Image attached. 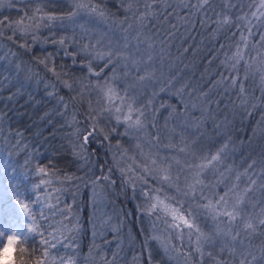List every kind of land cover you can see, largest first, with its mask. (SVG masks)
Instances as JSON below:
<instances>
[{"label": "trees", "instance_id": "1", "mask_svg": "<svg viewBox=\"0 0 264 264\" xmlns=\"http://www.w3.org/2000/svg\"><path fill=\"white\" fill-rule=\"evenodd\" d=\"M93 2L106 13V20L100 21L98 25L99 28L100 25L103 26L101 28L107 32L105 35H113L117 39L127 26L131 31L129 35L138 37L134 38V43L143 45V57H151L147 64L150 73L156 75L164 72L157 88H147L141 92L148 90L144 94L145 100H142L137 91L129 89L123 76L125 69L122 61L113 58V63L108 64L107 57L99 59L94 53L81 51L83 45L89 43L95 45L96 52H105L104 48L94 42L97 30L92 32L91 37L82 40L77 35L79 44L67 40L61 45L58 41L72 33L65 32L58 23L42 26L28 35H14L9 27L22 18L33 16L37 8H41L44 13L63 15L71 10V0H0V32L4 33L0 37V183L6 191V194L0 195V231L7 235L5 226L12 228L8 223V213L4 210L13 209L17 192L24 203L32 205L38 218L41 205L32 204V201L39 195L51 205L44 207L47 219L40 221L49 232L61 223L67 224L69 228L76 226L71 232L64 230L63 236L57 233L61 242L51 250L55 256L63 257L65 261L71 258L72 264H87L83 259L88 256L93 242L90 227V200L94 187L92 180L109 176V181L100 180L96 185L103 187L108 197L115 196L117 204L120 207L122 205L125 210L123 214L127 216L135 213V201L127 186L129 182L125 183L124 177L117 174L105 145L93 141L84 144L86 160L74 154L73 143L76 141V151H80L79 143H82L80 140L84 137L82 134L92 130L90 120L84 116L80 103L71 99L75 97L74 83H94L111 77L115 71L118 88L125 93L124 89L127 87L128 96H139L136 105L147 110V116L153 117L156 128L164 118L191 119L194 122L193 129L190 133L185 131L184 140L195 141L209 152L227 144L222 154L225 163L233 169L243 171L255 160L259 170V162L264 160V82L261 80L264 75L261 64L264 42H260V33H264V27H254V35L249 37L250 47L258 45L257 62L252 73L243 80V61L235 69L222 63L237 50L240 31L235 27L228 31H214L215 13L227 11L223 8L225 0H212L208 8L198 13L184 6L195 4L197 0ZM227 2L237 5L232 10L233 16L242 14L239 7L241 0ZM249 2L251 0H244L243 11L248 10L246 4ZM245 34L247 35L246 32ZM9 36L12 37L11 40L8 39ZM106 64L108 67H105ZM89 67L92 72H89ZM50 68H55L60 74L59 79L49 71ZM144 69L139 67L137 74ZM225 77H234L239 83L234 88L231 87V79L224 80L223 84L219 83ZM61 80L73 83V90L64 87ZM53 84L55 95L49 96L48 93L53 91ZM241 84L245 89L243 97L240 95ZM61 96L69 104L67 109H64L63 104L57 103ZM242 98L248 101L246 105L241 104ZM73 113L77 123L70 127ZM77 127L81 129L79 140L71 135ZM165 143L169 145L168 142ZM172 145L177 148V144ZM26 160L29 161L27 165ZM37 165L47 167L53 173L52 184L41 186L33 192L32 186L41 179L36 174ZM45 187L51 193L50 196L45 193ZM215 191L223 193L224 189L218 187ZM132 227H136L135 221ZM6 240L5 236L4 242ZM262 241L264 236L253 238V243L257 246ZM27 244L38 248L39 237L33 239L29 236ZM13 247L14 250L7 259L8 264H13L18 255L16 246ZM2 248L3 243H0V251ZM193 254L195 256H192L190 262L186 259L187 264H207L210 257L209 252L201 258L197 257L195 251ZM153 256L154 259L150 260L144 257V264H165L161 261L160 253L153 252ZM226 256L223 253L220 259L232 260V257ZM220 259L209 261L208 264H218ZM180 261L184 262L183 259Z\"/></svg>", "mask_w": 264, "mask_h": 264}, {"label": "snow or ice", "instance_id": "2", "mask_svg": "<svg viewBox=\"0 0 264 264\" xmlns=\"http://www.w3.org/2000/svg\"><path fill=\"white\" fill-rule=\"evenodd\" d=\"M72 8L67 13L56 16L53 14L44 13L41 8L36 9V13L33 16L22 18L9 27L13 31V34L20 33L21 35H28L30 32L38 31L42 26L48 27L54 23H58V26L65 32L71 31V36L62 37L58 43L64 45L67 40L79 44V40L76 39L77 35L80 40L85 37H91L92 32L98 27L100 21L106 20L105 11L100 6L93 2V0H71ZM212 0H197L195 4L187 5L194 13L201 12L208 8ZM129 9L131 5L128 6ZM146 7H151L146 5ZM237 5H233L230 2L223 3V8L226 12L215 13L216 28L214 31H220L221 29L228 31L232 27H235L240 31V41L237 43V50L232 53L231 56H227L222 63L226 66L235 69L237 65L243 63L248 66V62L244 61L243 52L240 45L248 46L249 37L254 35L253 28L264 27V0H251L246 4L247 11H243L245 7L244 0H241L239 5L242 14L233 16L232 10ZM39 14V15H37ZM2 23V22H0ZM203 23V21H202ZM247 33V35L245 34ZM4 35L0 32V37ZM261 40L264 42V33H260ZM35 39V36H33ZM12 39L11 36L8 37ZM99 43V41H97ZM111 43V42H110ZM223 47V46H222ZM129 48V44L125 42L122 47L119 45H113L107 52H96L95 45L85 43L81 48L89 54H95L99 59L108 58V64L113 63V58L117 61H123L125 68L128 67L129 62L137 67L138 64L143 61H138L135 54L125 51ZM151 57L149 56V60ZM43 62V61H42ZM108 64L105 67H108ZM262 70H264V56L261 59ZM50 72L53 73L59 79L60 74L55 71V68H50ZM103 71V70H101ZM89 72H92V68L89 67ZM99 76L100 73H95ZM128 75L127 72L124 73ZM118 79L115 71L111 77L106 78L103 83L97 82L91 85L101 94V98L105 101L104 105L100 107L99 112H108L116 120L117 124H123L125 126L127 134L128 130H134L139 133L147 128V122L145 117V111L142 107H136V97L128 96V88L124 89L125 95L121 96L118 93L117 88L114 86L113 81ZM151 79V73L147 68L144 70V75L137 77L138 81H145ZM231 79V87H235L239 81L234 77H225L219 83L223 84L224 80ZM262 82H264V75L261 76ZM61 83L69 90H73V83L68 80H63ZM53 91L49 92V96L55 95V85H52ZM245 89L243 84L240 87V95L243 97ZM73 101L76 97L71 98ZM117 101L119 103H117ZM58 104H63L64 109L69 107V104L65 102L64 97H59ZM248 101L241 99V104L246 105ZM255 107V105H253ZM90 112L96 111L91 108L89 104ZM55 111V110H54ZM63 115V113H57ZM47 115V114H46ZM95 120V117H91ZM77 123L75 119V113H73L72 120L69 126H73ZM155 127V125H153ZM95 123L92 125V131H96ZM115 131V129H113ZM81 129L75 128L71 133L77 140L80 139ZM92 136V132H88L84 136V142L79 144L80 151H76L77 145L73 143L74 154L82 159H87V153L84 152V144L87 143ZM108 136L105 135V139ZM157 141L156 144H152V141H147L152 148L156 151L144 152L143 146L137 144L136 147L140 149V155L143 164H137L133 159V164L136 168L140 169L142 174L136 175L132 165L125 167H119L121 160L117 159L115 164L119 167V171L122 175L127 176V182L133 185L137 180L142 183H147L146 177L150 176L153 180L158 181L161 184H166L169 189H174L176 196L164 195L161 197V188L152 189L149 192H145L144 196L147 202H150L146 207V212L149 215H155L157 220L164 219V223L168 229L179 231L180 235L184 234L183 230H187V235L191 238L195 235L194 251L204 255L203 249L207 245H213L215 243L220 244V251L227 253L232 257L231 261H219L218 264H264V241L258 246L253 243V238L256 236H264V160L259 162L260 167L257 170V161H253L248 164L243 171L233 169L231 166L225 169L229 175L225 177L224 172L219 173V177L215 183H205V175L207 171L212 170L214 173L218 171V166L223 162L222 153L227 148V144L219 148L214 154H205L203 156L198 155V150L195 147V141L191 143H184L183 147H180L178 151L185 155L191 156L192 160H198V163H192L177 159L175 156H160L159 155V137L152 138ZM165 147L170 150L175 148V145L171 143ZM125 153H120L121 158ZM29 161H25L27 165ZM174 166L180 167V172H184V183L181 186L180 173L174 177L172 170ZM187 170V171H185ZM111 171V169L109 170ZM132 175H129V174ZM234 173V175H233ZM36 174L41 176L38 184L32 186L33 192L41 188V186H50L52 184L53 173L47 167H41L37 165ZM7 175V173H6ZM44 177H48L45 179ZM100 180L109 181V176L104 175L102 177H96L92 180V184ZM227 181V182H226ZM223 185L224 191L222 194L214 191L215 188ZM18 187V185H17ZM205 190L211 192V196H206ZM60 191V189H56ZM45 193L50 196L51 193L47 192L45 187ZM17 199L15 201L26 218V232L25 231H13L11 227L6 225L8 234L5 235L3 231H0V243L4 241L6 236L7 240L13 242L16 246L18 255L13 261V264H72L71 258L67 261L63 257H57L52 253V249L56 247L61 241L58 239L57 233L63 236L64 230L71 232L75 229V225L69 228L67 224L61 223L59 227L54 228L51 232L44 227L41 220H46L47 217L44 213V207H51L41 196H37L36 200L32 201V204H40L41 209L39 211V218L33 211L32 205L24 203L20 198V193L17 192ZM177 197H182V200H178ZM185 204L188 205L185 208ZM71 210V205L68 206ZM8 213L9 225L13 222L12 212L13 209H5ZM69 215L71 212L69 211ZM199 216H206L213 221L214 231L205 232L201 229L197 223ZM170 217V220L168 219ZM68 219V217H65ZM48 227H52L48 225ZM32 236L35 239L39 237V247H30L27 244L28 237ZM66 239V237H65ZM159 240L160 237H154ZM247 241V243L245 242ZM67 247V245H65ZM162 247L165 252H168V244L162 243ZM258 250V254H257ZM91 252V248H90ZM211 255V253H209ZM104 264H111L110 261H105Z\"/></svg>", "mask_w": 264, "mask_h": 264}, {"label": "rangeland", "instance_id": "3", "mask_svg": "<svg viewBox=\"0 0 264 264\" xmlns=\"http://www.w3.org/2000/svg\"><path fill=\"white\" fill-rule=\"evenodd\" d=\"M131 0H129L130 2ZM133 1V0H132ZM103 26L100 25V28ZM125 26L123 34L120 35L117 39L112 35L109 37L105 35V32L102 28H95L98 31V34L94 36V42L98 44L99 47L104 48L105 52L109 50L113 45H122L127 42L129 44V48L125 51L134 53L138 61H143L138 64V67L147 68L148 72L149 67L147 66L149 58L143 57L141 53L143 49L142 44H135L136 41L134 38H138L137 36H130L131 32ZM1 39V38H0ZM99 41V43H97ZM111 42V43H110ZM250 42H248V46L245 47L243 44L241 45V51L243 52V56L246 58L248 62V66L246 67L244 64L242 70V78L243 80L248 77L250 73H252L253 66L257 62V48L258 45L254 44L250 47ZM2 48V44L0 42V49ZM123 68V76L126 78V83L129 85V89L131 88L135 92L137 91L140 94L142 100H145V93H141L144 89H154L157 88L160 80L164 76V72H158L156 75L151 74V79L145 81H138L137 77L140 75H144L143 72L137 74L138 71L136 66H133L130 62L128 67L125 68L124 62ZM146 66V67H145ZM127 72L128 75L125 76L124 73ZM137 74V75H136ZM105 80V78H104ZM104 80H97L94 83L81 82L78 81L75 87L76 90L73 91L75 93L76 100L80 103V108L85 117H87L90 121V128H92L93 123H95L96 131L89 138L87 143L94 142L101 145H105L108 148L109 156L116 167V171L118 175H122L119 171V167H127L128 165H132L134 168V173L136 175L142 174L139 168H136L135 164H133V159H135L137 164H143L144 161L140 155V149L136 147L137 144H141L143 146L144 152L156 151V149L152 148L147 141L151 140L152 144H156L157 141L152 139L154 137H159V155L160 156H175L177 159L181 160L182 164L184 161L198 163V160H192L190 154L185 155L184 153H180L178 149L184 146V143H191L192 140H184L186 132L189 133L193 129V120L179 119V117L164 118L161 120L162 123H158L157 128L153 127V117H148L144 107L136 105V107H142L145 111V117L147 122V128L137 133L134 130H128L127 134H125L126 129L125 126L121 124H117L116 120L113 116L108 112L100 113L99 109L105 103V101L101 98V94L98 91L91 87V85L96 84L97 82L103 83ZM63 81V80H61ZM69 81V80H68ZM70 82V81H69ZM114 86L117 88L119 95L123 96L125 93L121 89L118 88L115 81H113ZM63 85V84H62ZM64 86V85H63ZM139 96L136 98L138 101ZM149 99V98H148ZM146 101H149V100ZM85 102H84V101ZM83 102L84 104H81ZM91 103V108L96 111H91L89 108V104ZM117 103H119L117 101ZM75 108V106H74ZM91 117H95L93 120ZM115 129V131H113ZM89 131V130H88ZM87 131V132H88ZM85 134L82 135H86ZM93 133V131H92ZM177 134V136H176ZM105 135L108 136L105 139ZM180 138V140H179ZM178 140V141H177ZM80 142H84V137L81 138ZM169 144H177V148L169 149L166 146V143ZM76 143V141L74 142ZM80 144V143H79ZM196 149L198 150V155L203 156L205 154H214L217 150L208 151L205 150L201 145L196 143ZM125 153V155L121 158L120 153ZM223 162L218 166V171L215 173L212 170L207 171L205 175V183H215V181L220 178L219 173L224 172L225 177L229 174L225 172V169L229 167V164L225 163L224 155L222 154ZM119 159L121 160L120 166L117 167L115 161ZM187 171V170H185ZM180 173V183L183 186L184 183V172H180L179 166H174L172 170V175L175 177L177 173ZM129 175H132L131 173ZM124 178V182L126 183L128 180L127 176L122 175ZM147 183H142L137 180L133 185L132 183L127 184L128 189L131 191V195L135 201V213L134 215H125L122 212H125L123 206L117 204L116 198L114 195H110L108 197L106 191L101 188V186L94 185L91 192V216H90V227L92 229L93 242L91 245V252H89L88 256L83 259V262L87 264H104L105 261H110L111 264H144V257L148 260L154 259L153 252L157 254H161V261L165 264H187L192 259L194 251V241L195 235L191 238L187 235V230H183L184 234L180 235L179 231H174L172 229H168L164 223V219L157 220L155 215H149L146 212V207L150 202L146 201L144 196L145 192H149L155 188H161L162 191L160 193L161 197L164 195L168 196H176V192L174 189H169L166 184H161L156 180H153L150 176L146 177ZM227 182V181H226ZM220 187H223L221 185ZM224 189V187H223ZM111 190V189H110ZM216 188L214 189V191ZM6 194L4 187L0 183V195ZM206 196H211V192L209 190H205L204 193ZM222 194V193H220ZM178 200H182V197H177ZM185 208L188 207L187 204L184 205ZM13 212V222L12 230L13 231H25V225L27 223L26 218L23 216L22 212L19 215L21 210L18 205L12 206ZM123 209V210H122ZM136 222V227H132L134 225V221ZM170 220V217L168 218ZM10 223V222H8ZM197 223L205 232L214 231L213 221L206 216H199L197 218ZM137 230V231H135ZM138 232V233H137ZM160 237L159 240L154 239V237ZM166 242L168 244V252H165L162 247V243ZM3 250V248H2ZM14 250L13 245L8 249L6 255L7 259L10 253ZM204 254L209 252L211 253L207 264L209 261H216L220 259V255L225 253L228 257H231L227 251H220V244L215 243L213 245H207L203 249ZM197 253V252H196ZM195 256V255H194ZM204 256V255H203ZM200 253H197V257H203ZM226 258V259H227ZM180 259H183L184 262H179ZM186 259L188 260L186 262ZM229 261V258L227 259ZM220 261H222L220 259ZM0 262L5 263L4 257L0 256Z\"/></svg>", "mask_w": 264, "mask_h": 264}, {"label": "clouds", "instance_id": "4", "mask_svg": "<svg viewBox=\"0 0 264 264\" xmlns=\"http://www.w3.org/2000/svg\"><path fill=\"white\" fill-rule=\"evenodd\" d=\"M2 243H3V250L0 251V256L4 257L5 264H8L6 253L8 249L13 245V242L10 240H6V242L3 241Z\"/></svg>", "mask_w": 264, "mask_h": 264}, {"label": "water", "instance_id": "5", "mask_svg": "<svg viewBox=\"0 0 264 264\" xmlns=\"http://www.w3.org/2000/svg\"><path fill=\"white\" fill-rule=\"evenodd\" d=\"M91 131H92V130H90L89 132H91ZM87 134H88V133H87ZM87 134H86V135H87ZM86 135H85V136H86Z\"/></svg>", "mask_w": 264, "mask_h": 264}]
</instances>
